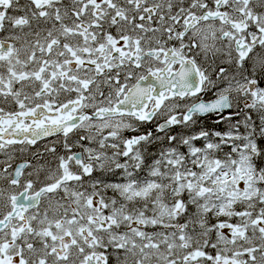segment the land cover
Instances as JSON below:
<instances>
[{"label":"snow or ice","instance_id":"snow-or-ice-1","mask_svg":"<svg viewBox=\"0 0 264 264\" xmlns=\"http://www.w3.org/2000/svg\"><path fill=\"white\" fill-rule=\"evenodd\" d=\"M0 264H264V0H0Z\"/></svg>","mask_w":264,"mask_h":264}]
</instances>
